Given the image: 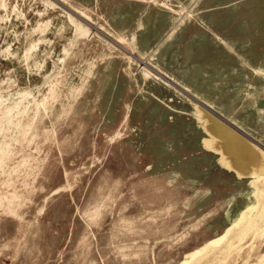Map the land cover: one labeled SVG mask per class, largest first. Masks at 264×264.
Here are the masks:
<instances>
[{
    "label": "rangeland",
    "instance_id": "1",
    "mask_svg": "<svg viewBox=\"0 0 264 264\" xmlns=\"http://www.w3.org/2000/svg\"><path fill=\"white\" fill-rule=\"evenodd\" d=\"M263 177L264 0H0V264H259Z\"/></svg>",
    "mask_w": 264,
    "mask_h": 264
},
{
    "label": "bare ground",
    "instance_id": "2",
    "mask_svg": "<svg viewBox=\"0 0 264 264\" xmlns=\"http://www.w3.org/2000/svg\"><path fill=\"white\" fill-rule=\"evenodd\" d=\"M63 1V0H61ZM73 11H75L76 13L80 14V16L84 19H86L87 21L91 20L90 17H88L84 12L82 11H79L78 9L76 8H73L72 9ZM101 31H105L106 28L104 27H101L100 28ZM108 34L110 35V33L108 32ZM111 36V35H110ZM118 43L121 44L123 43V41L121 40H118ZM225 137L228 138L230 140V145H232V148L233 150H235V152L238 154V156H246L247 157V160L249 162H257L260 161L261 159H259L257 157V159L250 153L248 154L247 153V150L245 148V145L244 143L240 140L239 137L233 135L232 133L228 132V131H225ZM257 146V145H256ZM240 156V157H241ZM245 162V161H244ZM260 164V163H258ZM260 168V167H259ZM262 171V170H261ZM259 184L263 187V190L261 191V194H262V201H258L257 200V203L258 205H261L262 206V212L259 216H257L256 218H252L246 226H244V228H242L240 231H237V232H234V237L232 238L233 240H236V242H241L248 234L250 233H256L258 230H259V227H260V223L264 222V218H263V215H264V177L262 179H260L259 181ZM257 205V204H256ZM256 208L255 205H252V207H250L249 211L252 212V209ZM242 217V216H241ZM246 217V215H243V218H241L242 220H244ZM233 233V231L230 232V234ZM229 234V235H230ZM228 238V237H227ZM227 238L225 240H227ZM224 240V241H225ZM230 241L228 242L229 244V247H234L235 243L231 241V239H229ZM210 248H214V247H210ZM209 248V249H210ZM205 254V253H204ZM203 255V254H202ZM201 256V255H199ZM194 257L192 259H190V261L187 263V264H196L197 263V260H198V257ZM259 264H264V262H261Z\"/></svg>",
    "mask_w": 264,
    "mask_h": 264
},
{
    "label": "crops",
    "instance_id": "3",
    "mask_svg": "<svg viewBox=\"0 0 264 264\" xmlns=\"http://www.w3.org/2000/svg\"><path fill=\"white\" fill-rule=\"evenodd\" d=\"M219 36V35H218Z\"/></svg>",
    "mask_w": 264,
    "mask_h": 264
}]
</instances>
